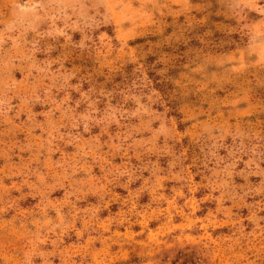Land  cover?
I'll return each instance as SVG.
<instances>
[{
    "label": "rangeland",
    "instance_id": "374dc122",
    "mask_svg": "<svg viewBox=\"0 0 264 264\" xmlns=\"http://www.w3.org/2000/svg\"><path fill=\"white\" fill-rule=\"evenodd\" d=\"M0 264H264V0H0Z\"/></svg>",
    "mask_w": 264,
    "mask_h": 264
}]
</instances>
